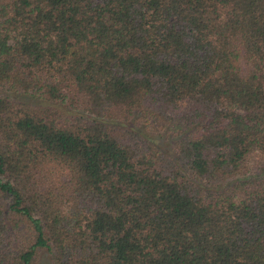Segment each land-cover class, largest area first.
<instances>
[{"label":"trees","instance_id":"trees-1","mask_svg":"<svg viewBox=\"0 0 264 264\" xmlns=\"http://www.w3.org/2000/svg\"><path fill=\"white\" fill-rule=\"evenodd\" d=\"M264 264V0H0V264Z\"/></svg>","mask_w":264,"mask_h":264},{"label":"rangeland","instance_id":"rangeland-1","mask_svg":"<svg viewBox=\"0 0 264 264\" xmlns=\"http://www.w3.org/2000/svg\"><path fill=\"white\" fill-rule=\"evenodd\" d=\"M36 264H54V263L51 259V256L44 249H41L38 251Z\"/></svg>","mask_w":264,"mask_h":264}]
</instances>
